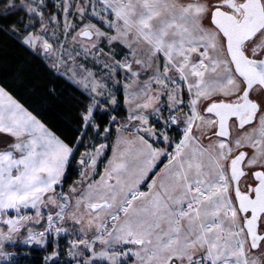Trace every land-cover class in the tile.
<instances>
[{"label":"snow or ice","instance_id":"6c2138e0","mask_svg":"<svg viewBox=\"0 0 264 264\" xmlns=\"http://www.w3.org/2000/svg\"><path fill=\"white\" fill-rule=\"evenodd\" d=\"M4 37L85 103L69 139L0 83V264H264V0H0Z\"/></svg>","mask_w":264,"mask_h":264},{"label":"trees","instance_id":"16d2710c","mask_svg":"<svg viewBox=\"0 0 264 264\" xmlns=\"http://www.w3.org/2000/svg\"><path fill=\"white\" fill-rule=\"evenodd\" d=\"M0 83L7 86L26 107L40 115L57 134L69 139L74 135V129L79 126L75 123L78 110L85 103V98L72 85L54 75L39 58L7 37L0 39ZM51 89H55L54 95ZM123 96L120 89L117 94L119 119L125 115ZM83 151L81 147L80 152ZM78 175L71 171L69 182ZM41 255L42 250L34 251L29 264H41Z\"/></svg>","mask_w":264,"mask_h":264},{"label":"rangeland","instance_id":"374dc122","mask_svg":"<svg viewBox=\"0 0 264 264\" xmlns=\"http://www.w3.org/2000/svg\"><path fill=\"white\" fill-rule=\"evenodd\" d=\"M122 89V88H121ZM123 90V89H122ZM123 93H124V91H123ZM124 95H125V93H124ZM125 107H126V105H125ZM117 119L118 120H120L118 117H117ZM115 139V137H113V140ZM109 143H111L110 141H109ZM111 155V153H109V155L108 156H110ZM99 168H100V170L102 171L103 170V164H101L100 166H99Z\"/></svg>","mask_w":264,"mask_h":264}]
</instances>
